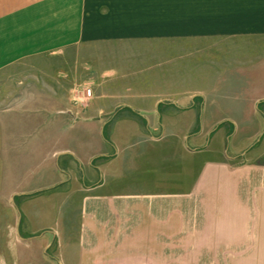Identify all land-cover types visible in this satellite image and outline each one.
Segmentation results:
<instances>
[{"label": "crops", "instance_id": "obj_1", "mask_svg": "<svg viewBox=\"0 0 264 264\" xmlns=\"http://www.w3.org/2000/svg\"><path fill=\"white\" fill-rule=\"evenodd\" d=\"M185 39L253 82L153 103L100 88L104 61ZM71 51L97 60L89 109L56 67ZM0 264H264V0H0Z\"/></svg>", "mask_w": 264, "mask_h": 264}, {"label": "rangeland", "instance_id": "obj_2", "mask_svg": "<svg viewBox=\"0 0 264 264\" xmlns=\"http://www.w3.org/2000/svg\"><path fill=\"white\" fill-rule=\"evenodd\" d=\"M184 4H191V0H184ZM186 9L189 10L188 7H185V10ZM250 45L255 46L253 44ZM160 46L161 45L158 41L140 44L137 43L135 48L136 59L132 61L130 60V63H128L126 59H113L114 61L110 60L107 61V63H105L104 61V66L108 70V75L105 76V79L102 81V83L100 82L101 84H103L100 88L104 89L105 91H113L118 97V101L120 102L132 103L143 101L153 103L159 99H162L161 101L171 100V93H168V89L176 88L175 86H177L179 90L182 91V94H180L184 95V99L191 98L194 94H196L194 98L201 99L202 95L198 93H205L206 95L211 96V98H214V96L224 97L223 92H214L212 90L219 87H221L222 90L235 86L238 87L242 81L246 82V85H249L254 80V76L251 72H249L251 74H249L248 77H240V75L235 74V72L226 73L227 69L225 68L229 66H223L219 61L216 65L211 62V59L209 57L214 60L213 57L215 56V52L213 50H205L201 53H197L195 50H199V47L201 46L198 42H192L191 39L179 40L178 42H176L175 40H169L167 48L168 50L165 56L161 55ZM231 49L238 51V48ZM119 52L122 53L121 51ZM167 56L169 62L172 61V63H174L177 59V63L175 62L172 66L166 65L165 61L161 60L160 58H165ZM94 59L95 58L93 56L88 55H82V57H80L79 51H71L66 55L64 60L61 58L55 61L56 67L58 68L71 67L73 71H79L72 72L71 81H73L72 83H74L75 78H78V80L76 81L78 83L76 93L81 95V107H88V109L91 106L93 98L95 97V87L100 84L98 80L97 85L95 86L94 84V81H96V78L94 76L96 73L95 64H97V60L95 62L93 61ZM230 62L231 64H236L239 61L233 59L229 61V63ZM254 62V59L249 58V68L252 67V64H254ZM218 64L219 66H223L222 68H220V70L216 69V66ZM171 67L178 68V72L175 71L173 74L169 72L168 75H165L164 71H168V68ZM80 68L83 70H81ZM87 81L88 83L85 84ZM85 89L93 90L92 98H90L89 100H83V91ZM238 95H241L240 92ZM115 114L116 113L114 111L112 115ZM119 127V132L121 131L122 133H124V131H127L126 129L122 128V126ZM230 130L231 134L229 135L230 137L228 138V140L225 142L224 151L228 157H232L233 163H238L240 161V152H232L230 146L231 140L233 139L235 134V126L233 125ZM108 132L109 134H111L112 130L108 129ZM259 141L260 139L255 140L252 144V147H249L247 151L254 149ZM208 143L209 140L207 139L204 147L207 146ZM53 168L58 173L59 167ZM202 168L203 167H201V169ZM42 169L43 171H41V178H43L46 174L48 175L49 173H51L50 170L52 169V167H41V170ZM206 176L207 172L201 170L200 190L203 191V194H201L203 196H207V188H204L202 184L203 182H205L204 177ZM75 195H80V193L78 192V194ZM79 207L80 206L78 203L64 205L63 210L65 212L79 213ZM74 222L77 223L78 221Z\"/></svg>", "mask_w": 264, "mask_h": 264}, {"label": "built area", "instance_id": "obj_3", "mask_svg": "<svg viewBox=\"0 0 264 264\" xmlns=\"http://www.w3.org/2000/svg\"><path fill=\"white\" fill-rule=\"evenodd\" d=\"M92 95H93V91H92V89H87V90L85 91V99H86V100H89L90 98H92Z\"/></svg>", "mask_w": 264, "mask_h": 264}]
</instances>
